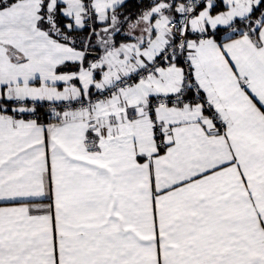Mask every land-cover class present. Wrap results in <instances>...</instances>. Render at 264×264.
Wrapping results in <instances>:
<instances>
[{
    "label": "snow or ice",
    "instance_id": "snow-or-ice-1",
    "mask_svg": "<svg viewBox=\"0 0 264 264\" xmlns=\"http://www.w3.org/2000/svg\"><path fill=\"white\" fill-rule=\"evenodd\" d=\"M0 264H264V0H0Z\"/></svg>",
    "mask_w": 264,
    "mask_h": 264
}]
</instances>
